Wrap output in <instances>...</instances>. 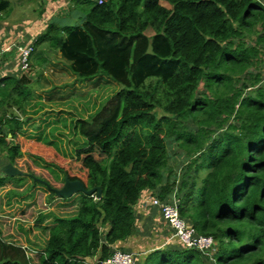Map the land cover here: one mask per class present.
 Instances as JSON below:
<instances>
[{
  "label": "trees",
  "instance_id": "obj_1",
  "mask_svg": "<svg viewBox=\"0 0 264 264\" xmlns=\"http://www.w3.org/2000/svg\"><path fill=\"white\" fill-rule=\"evenodd\" d=\"M70 2L69 16L53 19L34 42V51H44L30 65L32 76L0 80V152L9 162L25 149L40 168L101 191L99 199L76 194L74 215L51 213L38 264H104L126 251L144 191L160 201L178 198L180 216L212 237L216 252L211 260L174 243L137 253L134 264H264V0ZM11 12L0 0V20ZM56 52L77 81L101 76L118 87L73 124L85 143L70 162L47 136L21 135L48 62L43 55ZM173 145L180 167L168 162ZM34 185L48 201L70 200ZM36 226L46 230L39 219ZM27 253L0 239V264H35Z\"/></svg>",
  "mask_w": 264,
  "mask_h": 264
},
{
  "label": "crops",
  "instance_id": "obj_2",
  "mask_svg": "<svg viewBox=\"0 0 264 264\" xmlns=\"http://www.w3.org/2000/svg\"><path fill=\"white\" fill-rule=\"evenodd\" d=\"M7 1L11 3V9L13 11L12 16L10 14L11 17L6 20H0V37H2L4 29H9L8 25L12 24V22L14 21L19 22L21 25L15 26L14 29H20L26 32L27 40L23 44L33 45L34 47L33 42L36 41L38 36L41 35L42 32H44L48 24L54 19L52 18L53 14L61 9L60 6L63 4L64 0H58L55 2L46 0V2L44 3L42 16L39 20L36 19L35 21L30 19L32 11L31 7L36 6L35 0ZM58 18H61L62 20L66 17ZM21 39L22 37L18 34L15 36V38H13L12 36V39L7 40L13 42L3 43L1 42L0 38V50L7 48L11 44L19 43ZM43 51L44 49L42 48L36 49V52L34 51V54L32 53L30 57L29 65L33 64L34 61H36L37 57L41 56ZM5 54L3 55V62L0 69V80L6 77L17 79H19L20 77H25L29 79L30 76H32V73H34V71L32 72V70H30V66V71L21 69L19 63L20 59L15 51V48L11 49V51L6 54L7 56ZM58 55L59 57H61L60 53H58ZM46 58L49 62L52 56H46ZM68 64L69 63H67L66 65L68 66ZM62 68H65V64L62 66ZM35 69H38V67H35ZM45 80L48 81V78L46 76H44V81ZM46 89L47 87H45L43 83L40 84V86H36L34 90L35 97L37 94L43 96L46 93ZM40 100L41 97L37 96L36 103L38 104L35 103V106L37 107L36 111L38 112V115H34L33 118H37L42 115V106L40 104ZM29 106L30 105L27 106V111H29ZM13 110L17 112L15 108H13ZM29 116L31 117V115ZM22 118L23 117H21L20 119L22 120ZM71 122L72 121H70V123ZM23 129L26 131V137H39V128L38 133L35 136H29V134L31 133L30 126ZM4 131H6V128H3V133ZM28 131L30 133H28ZM7 139L13 142L10 135L7 136ZM22 158L23 155L21 158H16L14 160V164L12 165L26 175L15 177L0 175V239L7 243H13L14 245L25 247L30 251H38L41 246L40 243L36 240V237L40 239L41 237H43L42 242L44 239L46 240L48 238L47 228L52 225L51 213L53 211V202L48 201L49 193L46 192V190L42 188L41 185H39L40 188L34 185L35 182L31 177L27 175L29 174L27 170L21 168ZM8 163H10L8 157L0 152V168ZM31 170H36V168H33ZM25 190H27L28 193L24 194V197H20L18 193H21ZM43 191L45 193H43ZM153 195L154 193L152 191L142 192L138 203L133 208L134 216L136 219L135 233L132 237L128 238L124 242L123 248L126 250V252L144 254L154 251L156 248L160 247V245V249H163L164 247H170L174 245V243L180 246L179 242L176 239H172L171 232L163 223L157 209L153 208L150 205L149 201ZM37 219H39L40 225L42 227H46L44 233L40 227L36 226ZM22 223H27L28 225H23ZM17 241H19L20 243ZM24 244L27 246H23ZM27 255L29 256V252L27 253Z\"/></svg>",
  "mask_w": 264,
  "mask_h": 264
},
{
  "label": "rangeland",
  "instance_id": "obj_3",
  "mask_svg": "<svg viewBox=\"0 0 264 264\" xmlns=\"http://www.w3.org/2000/svg\"><path fill=\"white\" fill-rule=\"evenodd\" d=\"M44 0H35V5L31 7V15L30 19L35 21L36 19H40L42 15H40L41 11L43 12V7H41V3ZM46 2V0H45ZM53 2V1H51ZM71 2L70 0H64L63 4L60 6L61 9L56 11L52 18L58 17H67L69 16V8ZM36 7V8H35ZM12 8V7H11ZM13 11V10H12ZM12 16V12H11ZM11 16L5 17L4 20L8 19ZM15 17V16H14ZM16 18V17H15ZM2 21V20H1ZM19 22H12V24L8 25L9 29L3 30V35L1 38V42L8 43L13 41H7L15 38L18 34L22 37L19 43H25L26 32L20 29H14L15 26H20ZM146 34L151 36L152 31H146ZM19 43H15L16 45ZM34 43V42H33ZM14 47V46H13ZM10 48L6 52L8 54L11 49ZM43 49V48H42ZM262 53L259 56L261 60L260 70L263 72L264 77V44H262ZM36 52V51H35ZM5 54V55H6ZM34 54V53H33ZM7 56V55H6ZM46 57V55H43ZM61 57H59L58 52L52 54V58H50L48 63L43 64L40 69V74L38 77V86L43 83L46 89V93L41 96V111L42 115L37 118H33L34 115H38L36 111L37 107L35 106L37 95L31 102L28 107V113L31 115V118L23 123V127L21 130L22 137L31 138L32 140L37 139L35 136L38 133V128L40 134L43 136H47L48 139L54 141L58 146V151L60 155L62 154L66 157L67 161L70 162L72 157L75 156V151L83 148L85 139L82 137H75L73 124L76 120L83 118L86 119L91 114L95 112L97 108L101 106L104 101L109 98L112 94H114L118 87L117 85L110 81L105 77H95L90 80H86L84 82H79L75 79L74 76L69 72L68 66L66 65L68 62L64 61ZM65 64V68L62 66ZM69 65V64H68ZM30 66V65H29ZM29 66L27 71L29 70ZM46 66V67H45ZM60 67V68H59ZM38 70V69H37ZM263 70V71H262ZM37 73V72H36ZM44 76L48 78V81H44ZM200 92L202 91V87H200ZM37 119V120H36ZM35 120V121H31ZM30 121V122H29ZM70 121H72L70 123ZM28 122V123H27ZM27 124V125H26ZM30 126L31 133L28 131L29 136L35 137H26V131L23 128H28ZM190 127L191 124H189ZM38 127V128H37ZM56 128V130H52ZM39 134V136H40ZM79 139L76 143L75 140ZM47 142V141H44ZM23 153V158L21 159V168L27 170L28 173H31L38 179H42L50 184L51 187L60 188L62 187L64 176L55 168H47V170L39 167V164L33 160L25 151V149H21ZM169 152V165L172 167L181 166L183 164V159L179 156V149L176 146L168 147ZM2 153V152H1ZM5 155V153H3ZM6 156V155H5ZM36 168V170H31ZM38 186V185H36ZM39 187V186H38ZM40 188V187H39ZM27 190L18 193L20 197H24V194H27ZM43 193H45L43 191ZM57 199V198H56ZM78 206V198L77 196H73L70 200L60 201L56 200L53 202V214H56L58 217L71 216L76 213ZM23 225H28L27 223H22ZM43 237L38 238L36 240L42 245V248L45 246V239L42 242ZM19 242V241H17ZM20 243V242H19ZM38 244V243H37ZM27 246V245H23ZM40 250V249H39ZM29 256L32 258L35 264H38L37 260V250L30 251Z\"/></svg>",
  "mask_w": 264,
  "mask_h": 264
},
{
  "label": "built area",
  "instance_id": "obj_4",
  "mask_svg": "<svg viewBox=\"0 0 264 264\" xmlns=\"http://www.w3.org/2000/svg\"><path fill=\"white\" fill-rule=\"evenodd\" d=\"M101 3L102 0H96ZM14 46V47H13ZM15 48L16 53L19 56V63L21 69L27 70L29 61L32 53L34 52L33 45L25 44H11L7 48L0 50V69L3 62V55L10 50ZM3 128L0 125V137ZM150 205L157 209L163 223L167 226L171 232L172 239H176L184 249H192L199 251L202 255L207 256L211 260L216 252V243L210 236H204L197 233L196 229L188 223L185 219L180 216L178 198L172 197L165 201H160L156 197L152 196ZM135 253L116 250L104 264H134Z\"/></svg>",
  "mask_w": 264,
  "mask_h": 264
},
{
  "label": "water",
  "instance_id": "obj_5",
  "mask_svg": "<svg viewBox=\"0 0 264 264\" xmlns=\"http://www.w3.org/2000/svg\"><path fill=\"white\" fill-rule=\"evenodd\" d=\"M0 175L8 176V177H15V176H22L26 174L18 170L12 164L8 163L0 168ZM32 179L34 182L43 184L50 192L54 193V195L60 199H69L78 193H85L86 195H89V196H93L95 194L96 199H99L101 196V191L98 187H94L89 190H86L80 181L78 180L71 181L68 179L67 176H64L63 185L59 189L50 187V185L47 182L41 179H38L36 177H32Z\"/></svg>",
  "mask_w": 264,
  "mask_h": 264
}]
</instances>
